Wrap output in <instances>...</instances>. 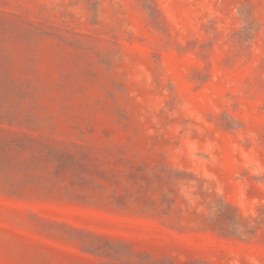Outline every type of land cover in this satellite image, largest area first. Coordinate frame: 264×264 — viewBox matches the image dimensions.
Wrapping results in <instances>:
<instances>
[{
  "label": "rangeland",
  "instance_id": "rangeland-1",
  "mask_svg": "<svg viewBox=\"0 0 264 264\" xmlns=\"http://www.w3.org/2000/svg\"><path fill=\"white\" fill-rule=\"evenodd\" d=\"M0 264H264V0H0Z\"/></svg>",
  "mask_w": 264,
  "mask_h": 264
}]
</instances>
